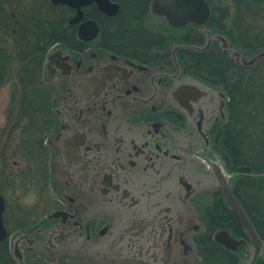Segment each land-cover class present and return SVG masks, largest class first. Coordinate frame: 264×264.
<instances>
[{"label": "flooded vegetation", "instance_id": "flooded-vegetation-1", "mask_svg": "<svg viewBox=\"0 0 264 264\" xmlns=\"http://www.w3.org/2000/svg\"><path fill=\"white\" fill-rule=\"evenodd\" d=\"M111 1L119 7L114 15L100 12L95 4L83 9L81 21L88 20L84 10L91 8L92 15H102L110 22L103 39L99 23L89 19L98 26L97 36L91 41L78 38L81 21L69 24L76 11L62 7L69 11V16L65 17L66 25L52 33L51 48H61L69 58L60 59L59 67H54L49 76L45 56L42 82L52 93L53 124L49 127V119L44 118L42 144L46 149L45 168L50 177L42 187L52 193L57 203L52 209L34 215L33 205L21 203L23 199L18 193L28 194L34 189L32 157L27 158L18 150L16 120L14 125L7 127V139L4 145L0 144V238L2 230L5 233L0 239V264H21L20 259L22 264H119L125 259L137 261V264H162L163 257L166 264H196L195 240L209 235L205 211L211 193L218 190L215 180L202 167L192 174L189 171L186 180L194 190L185 198L183 181L176 180L175 187H171L166 177L168 169L162 167L167 160L166 147L159 151L155 146L157 143L162 146L165 138L173 137L178 150L168 153L169 161L191 166L194 159L199 162L198 159L206 157L218 160L224 167L221 155L215 150V136L227 121L229 98L223 81L217 78L218 73L221 74L220 68L226 62L232 64L235 71L250 67L255 70L261 59L250 65L243 62L242 58L250 60L257 52L240 47L241 30L233 38L227 34L224 23L211 21L217 7L213 0H204L211 12L204 24L188 23L182 27H173L165 17L153 13V0H137L134 8L152 18V23L145 25L141 35L134 33L133 39L126 38L131 36L126 27L118 28L126 37L113 39L116 31L113 24L118 22L123 9L120 1ZM219 8L225 12L230 9ZM1 21L0 14V38L3 35ZM12 32L15 33V29ZM218 36L226 39L229 48L222 47ZM254 40L249 43L256 44ZM233 51L240 56H234ZM105 66L122 72L125 80L105 79L103 99L84 107L77 103L72 105L67 94L72 84ZM185 85L191 89L189 94L185 93L189 89ZM132 128L149 131L148 148L137 141H128L127 132ZM74 131L86 135L76 138L81 146L76 159L72 160L65 153L62 139ZM54 134L61 137L50 141ZM137 152L145 154L141 158L131 156ZM119 162L124 164V170ZM113 164L118 169L115 172L117 180L110 173ZM105 174L107 180H104ZM133 175H140L139 180L144 175L149 185L162 184V190L173 188L176 195L169 194V200L180 208V225L184 224L180 233L192 248L186 249L179 242H174L173 247L158 248L153 246L156 239L147 237L145 231L136 235L127 232L129 215L112 189L116 181L119 183L116 185L134 184ZM207 196L209 202L201 215L200 200ZM184 202L188 207H182ZM56 213H59L57 217H50ZM210 236L214 241V234ZM242 238L249 244L246 234ZM246 247L235 252L239 264L250 254ZM255 264H264V252Z\"/></svg>", "mask_w": 264, "mask_h": 264}, {"label": "trees", "instance_id": "trees-1", "mask_svg": "<svg viewBox=\"0 0 264 264\" xmlns=\"http://www.w3.org/2000/svg\"><path fill=\"white\" fill-rule=\"evenodd\" d=\"M235 1L237 4L235 8L227 12L222 8L215 9L220 11L219 17L222 20L230 19V25L233 27L249 30L251 27L249 23L244 25L246 24L244 17L247 19L256 14L264 16V0ZM49 7L55 8L53 5ZM0 8L2 21L10 25L12 22L9 19L10 14L5 13V8L1 4ZM91 15L89 11L85 14V18H92ZM62 17L64 16L59 15L54 21H46L48 29L32 34L36 39L34 41L47 42L56 26H64ZM34 18L32 16V19ZM211 21L215 22L214 15L211 16ZM241 32L245 33L243 30ZM227 34L232 36V32ZM244 35L240 37L242 49L253 53L264 50V37L259 35L251 37L247 33ZM253 39L257 43L251 45L249 41ZM50 44L43 47L38 44H23L14 48L16 58L20 62L18 81L21 98L18 105L19 113L15 118V126L20 129L18 150L23 152L25 157L29 158V155L32 157L35 185L38 181L45 185L47 177H50L45 168L46 149L42 144L44 118L49 119V127L53 124L52 93L42 82L43 64L51 48ZM259 61L255 70L250 67L247 70L238 71H235L232 64L226 62L220 68L221 74L218 73L217 78L222 80L226 87L229 103L226 110L227 121L215 136V150L221 155L227 172L233 173L239 168H249L255 173L264 172V73L260 74L258 71H264V65L261 64L264 58ZM226 72L229 73L226 74ZM230 185L256 232L264 241V178L255 180L236 177L230 181ZM205 215L209 235L199 236L195 240L198 264H239L236 253L217 245L210 236L222 229L228 230L235 238H242L245 235L238 218L226 205L220 190L211 193V201Z\"/></svg>", "mask_w": 264, "mask_h": 264}, {"label": "water", "instance_id": "water-1", "mask_svg": "<svg viewBox=\"0 0 264 264\" xmlns=\"http://www.w3.org/2000/svg\"><path fill=\"white\" fill-rule=\"evenodd\" d=\"M54 5H65L72 9L76 10L75 16L69 21V24H73L76 22H80L83 18V12L81 10L82 7L89 6L91 4H95L97 9L106 15H114L118 11V5L112 3L110 0H49ZM151 9L153 13L165 17L167 22L173 27H182L188 23L194 24H204L208 17L210 16V9L208 4L204 0H153L151 3ZM78 38L83 41H91L93 40L98 33V26L92 20H86L79 24L78 29ZM218 38L222 41L223 48H229L228 42L225 38L218 36ZM234 56L239 57L240 54L237 51L232 52ZM69 57L64 56V52L61 48H57L53 50L48 56L46 60V70L47 74L50 76L51 72L54 71V67H59L58 61L60 59H66ZM114 59V57H112ZM264 58V51H260L254 56L250 58V60L245 61L242 58L243 62L246 64H254L257 60ZM129 66H135V64L131 62H127ZM123 71V70H122ZM89 72V71H88ZM115 78L118 81H124L125 77L123 73L116 69H112L110 66H105L104 68H98L96 72L93 74H88L84 77L83 81L74 82L67 90L68 97L70 101H72V105L76 103L80 106L89 105L90 103L97 101L99 99H103V90L106 86L105 79L111 81ZM185 93L190 92V87ZM189 91V92H188ZM75 107V106H74ZM128 141L133 143L135 141L139 142L140 145L144 148H148L149 140L147 136L150 135L149 131L140 132L135 128L127 132ZM86 134L84 132L74 131L71 135L63 136L62 142L66 147L65 153L72 160L76 159L78 152L80 150L81 143L76 138H83ZM61 137L59 134H54L50 138L58 140ZM163 145L156 144V149L162 151L165 148L164 156L167 158L165 163H162V167H166L168 169V173H166V177L170 179L172 185L171 187H175L174 183L176 180L183 181V186L185 187V198L188 197V193H191L194 190V187L191 183L187 182L186 175L192 174L195 171H198L200 167L206 170L210 176L215 180L216 187L220 189L225 202L229 209H231L239 219L241 226L247 235L249 240V244L245 239L237 240L233 238L228 231L221 230L214 235L215 243L221 245L225 250L231 252H237L239 249H243L246 247L249 250L250 254L248 257L242 262V264H255L257 260L262 256L264 252V242L260 239L259 235L253 228L249 218L247 217L245 211L235 198L232 193L230 181L238 176H247L250 178H261L264 177V173L262 174H253L250 172L249 168H239L236 172L228 174L224 167L218 160L209 159L206 157L198 159L199 162L191 163L193 169H191L190 165H186L185 162L181 164H175L169 161L168 153L171 151H176L178 148L176 147L177 140L173 137H167L162 141ZM164 146V147H163ZM59 151L57 150L55 155ZM145 152H137L132 154L131 156L135 157H143ZM62 155V150H61ZM196 156V155H195ZM158 157V156H157ZM198 157V156H196ZM128 158H131L128 156ZM157 159V158H156ZM119 167L124 170L125 166L121 162L118 163ZM118 169L116 168V164H113V169L110 172L113 174L115 179H118L115 172ZM189 171H191L189 173ZM189 173V174H188ZM135 178L134 184L130 186H122L116 185L119 184L116 181L114 184V188L112 192L116 199H120L121 205L127 210L126 214L129 215V223L127 225V232L136 235L139 231H145L147 237H152L156 241L153 244L154 247H173L174 242H179L186 249L192 248L190 244L186 242L185 237L181 234V227L184 225L183 223L180 225V221L182 219L179 218V206L176 203H173L169 200V194L176 195L173 188H168L162 190V184L158 187L149 185V182L145 180L144 175L143 179L139 180L138 175H133ZM137 178V179H136ZM104 180H107V174L104 175ZM165 181V178L163 179ZM141 182V185H140ZM171 192V193H168ZM164 193V194H163ZM163 195V196H162ZM1 200V197H0ZM187 205L185 202L182 204ZM3 207H1L2 212ZM59 213L53 214L50 217L55 218ZM144 216V217H141ZM136 218V219H135ZM0 223L2 225L1 213H0ZM197 227V226H196ZM3 235L0 239L4 238V230H2ZM134 257V256H133ZM22 264V260L20 259ZM137 264V261H132V259H125L123 262L119 264ZM162 264H166L164 257L162 258Z\"/></svg>", "mask_w": 264, "mask_h": 264}, {"label": "rangeland", "instance_id": "rangeland-1", "mask_svg": "<svg viewBox=\"0 0 264 264\" xmlns=\"http://www.w3.org/2000/svg\"><path fill=\"white\" fill-rule=\"evenodd\" d=\"M117 1H120L123 13L116 20L118 22L115 21L116 23L113 24L114 31L116 30L113 34V39H121L122 37H126L125 32L119 31L118 29H123L124 27L128 28L131 32V36L126 37L127 39L134 37V33L141 35L143 33L145 25H150L152 23V18L148 16L146 17V15L144 16L141 11H137L134 8V6H136L135 3L137 2V0ZM213 2L217 5L216 8H219V6H221L223 8L225 7V9H233L237 5L235 0H213ZM49 5H51V3L48 0H1V6L5 8V13L10 14L9 16H11V18H8L12 21L10 25H7V23L1 21V29L3 35L0 38L2 40L0 41V144L2 145H4L5 140L7 139V129L10 125H14L15 123V118L17 117V113H19L18 105L21 98L20 84L18 81V66L20 65V62L15 55V46L23 44H38L39 46L43 47V45H49L52 36L49 38V43H47L44 42V40H40V42L34 41L36 39L33 38L32 34L44 29H48L46 28L48 26L46 24V21H54V19H58L59 15L64 16V26L66 25L65 17L69 16V11L62 7H55L51 9ZM88 10L91 11L90 9L84 10L85 14L89 13ZM219 13V10H213L215 22L224 23L226 32H232L231 37L236 38V34L241 28L233 27L232 25H230V19H227L226 21L222 20L219 17ZM32 16L35 18L32 19ZM90 17L92 18L88 19L96 20L101 26V35L104 39L106 37V34L108 33L107 29L110 25V22H107L106 18L102 15H91ZM243 19L246 22V24L244 25H247V23H249V27L251 28H249V30H244L242 28L241 30H243L251 37L258 35L259 37H264V16L256 14L247 19H245L244 17ZM161 25H163V23H161ZM12 29H15L16 32L13 33ZM57 30L58 27L56 26V29L54 31ZM245 33L242 32L241 36H245ZM21 39L25 41L21 42ZM52 45L53 42L50 44V47H52ZM261 64L264 65V62ZM258 71L260 74L264 73V71ZM19 133L20 129H17L15 132V136L18 135L20 140ZM10 167H12L11 164ZM34 181L35 180H33V182ZM31 192H35L38 196L37 202L33 205L34 215L41 213V211L43 210H50L57 204L52 193H50V191H47V189H43L41 181L36 182V185L34 182V189H32ZM31 192L28 191V194ZM28 194L23 192L21 194L18 193V196L24 199ZM200 201L201 203L198 210L200 211V214L203 215L204 209L209 202V196L202 197Z\"/></svg>", "mask_w": 264, "mask_h": 264}, {"label": "clouds", "instance_id": "clouds-1", "mask_svg": "<svg viewBox=\"0 0 264 264\" xmlns=\"http://www.w3.org/2000/svg\"><path fill=\"white\" fill-rule=\"evenodd\" d=\"M37 200V194L35 192H31L21 201V203L25 206H32L37 202Z\"/></svg>", "mask_w": 264, "mask_h": 264}]
</instances>
